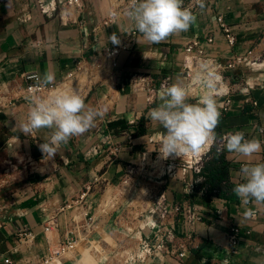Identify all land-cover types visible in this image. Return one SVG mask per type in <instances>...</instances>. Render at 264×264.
<instances>
[{
  "label": "crops",
  "instance_id": "crops-1",
  "mask_svg": "<svg viewBox=\"0 0 264 264\" xmlns=\"http://www.w3.org/2000/svg\"><path fill=\"white\" fill-rule=\"evenodd\" d=\"M66 1L0 0V82L3 81V86L10 84L6 81L9 78L11 86L6 88L20 89L21 94L11 98L4 94L0 99V154L13 140L18 141V150L27 157L26 189L29 193L21 213L0 227V257L11 256L18 264H27L26 259L34 251L46 254L49 247L65 241L75 227L74 217L83 222L82 211L72 209L59 215L58 231L45 233L46 220L57 213L61 205L77 200L90 186L93 190L88 195V203L92 204L103 189L115 183L113 186H119L130 168L135 170L134 167L143 165L142 161L158 153L155 149L160 146L166 130L148 119L147 113L158 106L161 87L176 82L190 88V103L198 101L201 95L198 84L191 83L184 74L187 66L195 67L194 62L182 54V49L195 37L214 34L216 44L212 48L219 58L225 57L219 52H227V48L217 31L218 14L234 27L238 38L236 49L244 52L254 48L256 60L228 74L230 77L243 76V81H222L226 91L217 98L222 113L216 129L217 149L222 148V138L229 132L244 131L248 139L258 138L261 143L264 140V0H205L204 7L195 13L196 24L188 31L173 34L159 44L146 41L141 34L130 50L120 54L119 67L110 78L115 88L111 90L110 85L104 83L94 86L83 96L88 106L105 110L103 117L85 134L61 145L53 159L44 160L39 145L45 135H50V130L25 136L19 129L31 107L22 74L36 72L43 77L50 71L55 74V82L60 81L81 58L89 59L104 47L115 45L109 39L113 33L121 44L136 30L134 22L125 14L132 7L131 0H83L84 8L80 11L69 8ZM114 12L117 19L104 26ZM95 27L100 28L94 31ZM230 90L235 91L231 93ZM227 92L231 93L232 104L226 112L223 103ZM89 96L91 99L87 101ZM216 153L223 156L230 182L235 185L241 182L238 173L242 164L261 163L264 150L251 159H241L226 149L216 150ZM186 157H183L186 160L183 168L167 161L163 166L166 176L160 179L169 197L184 206L177 224L179 240L171 255L158 260L153 255L155 252L147 253L153 238L146 244L143 240L150 238L152 232L149 230L148 236L139 229L136 211L128 216V224H119L125 225L123 233H119L122 238L133 234L132 240H128L129 248L146 250L144 258L153 261L154 256L156 264H264V204L245 205L235 194L229 199L218 198L217 191L208 196L205 176L196 172L189 164L192 160ZM156 167L153 163V170ZM119 199L124 201L122 196L115 201ZM247 208L255 215L245 217ZM91 209L98 219L104 216L103 208L94 211L91 205ZM101 222H96L90 241L93 245L100 242L105 249H110L99 231L105 229L96 231ZM231 226L251 230L250 235L240 240L237 255L231 253L229 246ZM23 228L36 234L34 250L16 249V232ZM149 228L153 229V225ZM81 233L82 237L87 235ZM104 235L107 236L105 232ZM179 242L187 248L183 258L179 256L182 251ZM81 249L76 251L77 256L82 255ZM138 258L125 259L126 264H145V259Z\"/></svg>",
  "mask_w": 264,
  "mask_h": 264
},
{
  "label": "clouds",
  "instance_id": "clouds-1",
  "mask_svg": "<svg viewBox=\"0 0 264 264\" xmlns=\"http://www.w3.org/2000/svg\"><path fill=\"white\" fill-rule=\"evenodd\" d=\"M197 3L204 7L203 0H197ZM125 14L144 39L153 44H159L173 34L186 32L197 22V15L184 6V0H134ZM109 39L115 45L120 44L116 33ZM194 79L201 92L196 103L189 102L190 88L176 82L161 87L158 106L147 113L148 119L166 130L160 146L155 149L161 160L183 158L189 154L199 157L217 141L216 129L222 116L217 98L226 91L223 78L209 59L198 65ZM54 82L55 74L46 71L43 77L37 78L35 88L44 89ZM28 99L31 107L19 129L25 136L50 130V135H45L39 145L44 160L53 159L61 145L95 127L97 119L105 112L88 106L79 94L66 91L55 90L47 97L29 95ZM222 139L223 146L217 151L226 149L241 159H251L264 150V144L258 138L248 139L244 131L229 132ZM238 175L241 182L235 184L233 193L240 201L245 205L252 202L264 204V163H244ZM254 215L251 208L244 212L245 217Z\"/></svg>",
  "mask_w": 264,
  "mask_h": 264
},
{
  "label": "rangeland",
  "instance_id": "rangeland-1",
  "mask_svg": "<svg viewBox=\"0 0 264 264\" xmlns=\"http://www.w3.org/2000/svg\"><path fill=\"white\" fill-rule=\"evenodd\" d=\"M6 81L10 84L3 86V81L0 82V99L4 97V94H7L10 98L21 95L18 88V90L7 89V86H11V81L9 78ZM110 81V78H107L100 83L98 82L95 86L98 87L101 84L108 83L111 90H113L112 85L114 84ZM9 93H11V96ZM90 99L91 96L88 99L86 98L87 101ZM217 146L218 144L215 143L209 150L210 152L206 151L202 153L201 157L189 154L186 159L192 160L189 163L190 166L195 168L196 172L202 173L205 176L204 169L207 163L216 159ZM212 151L215 152L212 154ZM167 161H173L180 168H183L186 164V160L182 159V157H170L165 161L159 159V152L154 154V157L152 154V156L142 161L143 165H140L138 168L134 167L133 173L131 175L127 174L118 183L119 186H113L116 183L109 185L100 192V197L97 196L98 200L94 201L93 199L91 202L94 211H97L98 208H104L102 205L108 206V208L102 210L104 216L99 217L98 222H102L96 228V231L102 228L105 229L99 231L101 235L103 234L104 241L110 249H105L100 242L93 245L85 239L86 242H83L80 248L76 250L79 251L82 248V255L77 256V252H72L64 258L65 261L60 259L58 264H126V261L132 257L145 259V264H156L154 258L157 257L158 260H161L162 256L167 258V256L171 255L173 249L176 247L175 243L179 240L177 224L184 206L170 198L167 190L163 189L164 186L160 179L166 176L163 166ZM26 162L27 157L18 150L17 140H13L9 148L0 154V227L21 213L22 205L27 200L25 198L29 195L26 189ZM153 163L158 166L156 170H153ZM156 178L158 179L154 180ZM126 179H129V184L124 185L123 181ZM102 196L103 199L100 200ZM121 196L124 198V201L120 199L119 201H115V198H120ZM144 204H147V206L144 207ZM177 209L179 211H176ZM133 211H136L137 220L140 221L139 227L141 226L145 232L139 229L143 233L148 234V236L149 230L152 232V236L150 235V238H145L143 242L146 244V242H150L153 238L151 244H148L149 246L147 247V253H156L153 254L156 255V257L153 256V261L151 258H144L146 250H133V246L129 248L130 242L128 240H132V233H128L124 238L119 234L123 233L122 230H125L123 229L125 225L120 226L119 224L121 222L128 224V219L132 216ZM148 220H151L152 223ZM171 220L175 221L172 222ZM147 221L148 223H146ZM151 225H153V229L149 228ZM104 232L107 236L104 235ZM99 253L102 254L97 255ZM66 261L68 262L66 263Z\"/></svg>",
  "mask_w": 264,
  "mask_h": 264
},
{
  "label": "built area",
  "instance_id": "built-area-1",
  "mask_svg": "<svg viewBox=\"0 0 264 264\" xmlns=\"http://www.w3.org/2000/svg\"><path fill=\"white\" fill-rule=\"evenodd\" d=\"M133 2L134 0H131L130 4L133 5ZM203 3L205 4V0H203ZM66 4L69 8L79 11L84 8L83 0H67ZM184 6L190 8L194 13L201 9L197 3V0H190L189 3L185 2ZM116 19L117 13L114 12L110 15L109 20L105 21L103 25L108 26ZM216 25L217 31L221 34L223 42L227 48V52L222 53L220 50L219 52L225 57L219 58V55H217L218 53L212 48L216 44V36L214 34H210L205 37H195L190 40L188 44L182 49V54L185 55L186 58H191L194 62L195 67L187 66L184 73L186 78L190 80L191 83L197 84L194 79V70L198 68V65L202 61H207L209 59L212 60L213 67L222 76L223 82L227 81L232 83V81H235V83H239L244 80L243 76L236 75L234 77H230L228 74L243 68V66L248 62L256 60L254 48L244 52H239L236 49L238 46V38L234 27L226 22L223 15L218 14L216 16ZM99 28L100 27H95L94 31H97ZM140 35L141 34L137 30H133L129 36L126 37V40H123L121 44L104 47L100 53L90 56L89 59L85 57L81 58L77 61L76 67L71 72L66 74L64 78H62L60 81L54 82V84L49 85L44 89L35 88L37 78L42 77L39 73H23L22 79L25 83L26 97H29V95L47 97L55 90L76 93L81 97H83L85 94L87 96L89 90H92V88L97 85L98 82L100 83L107 78H111L114 70L119 67L118 58L120 54L130 50L135 45V42ZM262 42L264 44V40ZM210 49H213V51ZM230 91L232 93L235 90ZM231 93H226V98L223 103V110L226 112L230 109L232 104ZM262 143L264 144V140H262ZM115 151H118V149ZM261 163H264V154L262 155ZM133 171L134 170L130 168L127 174L131 175ZM123 184H129V179L124 180ZM92 190V186L88 187L77 200L64 203L61 205L57 213L48 217L44 227L45 233L58 231L60 228L59 215L72 209L79 208L82 211L83 222L80 223V221H76L74 217L73 221L75 223V227H73L72 231L69 233L68 238L65 241H60L57 244L49 247V250L46 254L34 251L32 256L26 259L27 264H58L59 260L66 254L70 252H76L83 242L86 240L91 242L90 235L93 233L96 222L98 221V217L93 213L91 204L88 203L87 199ZM97 191H100V188H97ZM103 207V209H105L108 206ZM176 211H179V209ZM81 231L87 233V235L82 237ZM128 231L133 232V230ZM250 234L251 230H243L239 226L230 227L228 231V241L231 253L233 255H237L239 253L240 240L243 238V236ZM36 237V234L30 230L24 228L18 229L16 232V249L20 250L22 247L33 249ZM178 246L182 250L179 253V256L183 258L187 253V248L180 242L178 243ZM0 264L18 263L11 256H1Z\"/></svg>",
  "mask_w": 264,
  "mask_h": 264
},
{
  "label": "trees",
  "instance_id": "trees-1",
  "mask_svg": "<svg viewBox=\"0 0 264 264\" xmlns=\"http://www.w3.org/2000/svg\"><path fill=\"white\" fill-rule=\"evenodd\" d=\"M215 151H212V154ZM205 173V190L208 196H213L214 191L218 192L217 197L229 199L233 196V187L235 186L230 182L229 168L223 156H216V159L207 163L204 169Z\"/></svg>",
  "mask_w": 264,
  "mask_h": 264
},
{
  "label": "bare ground",
  "instance_id": "bare-ground-1",
  "mask_svg": "<svg viewBox=\"0 0 264 264\" xmlns=\"http://www.w3.org/2000/svg\"><path fill=\"white\" fill-rule=\"evenodd\" d=\"M112 88L114 89L115 88V86L114 85H112ZM111 89V88H110ZM70 253H72V252H70ZM70 253H68V254H66L64 257H62L61 259H63L64 261H65V257L67 256V255H69Z\"/></svg>",
  "mask_w": 264,
  "mask_h": 264
}]
</instances>
